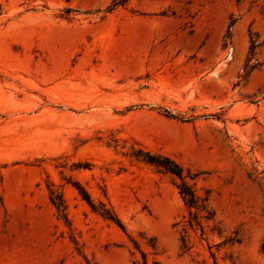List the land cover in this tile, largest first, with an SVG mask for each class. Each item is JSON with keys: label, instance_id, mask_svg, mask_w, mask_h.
Returning a JSON list of instances; mask_svg holds the SVG:
<instances>
[{"label": "rangeland", "instance_id": "rangeland-1", "mask_svg": "<svg viewBox=\"0 0 264 264\" xmlns=\"http://www.w3.org/2000/svg\"><path fill=\"white\" fill-rule=\"evenodd\" d=\"M119 3L0 0V264H264V0Z\"/></svg>", "mask_w": 264, "mask_h": 264}, {"label": "trees", "instance_id": "trees-1", "mask_svg": "<svg viewBox=\"0 0 264 264\" xmlns=\"http://www.w3.org/2000/svg\"><path fill=\"white\" fill-rule=\"evenodd\" d=\"M125 2V0H120L119 4H123ZM118 4H116L115 6H117ZM153 163L159 164L160 166L164 167V169L171 173L176 175L178 178L182 179L183 177V169L180 168L178 165H176L174 162H172L169 159H164V160H159L156 158L152 159ZM180 194L182 195L186 205L190 206V207H196L198 209H201L202 211L209 213L207 205L205 204L207 202V199L202 200L200 199L194 191H192V189L187 186L185 183L183 184ZM88 202H90L87 199ZM263 251H264V245H263Z\"/></svg>", "mask_w": 264, "mask_h": 264}]
</instances>
